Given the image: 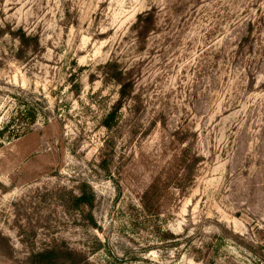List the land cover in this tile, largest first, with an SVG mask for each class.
I'll return each mask as SVG.
<instances>
[{"label": "rangeland", "instance_id": "1", "mask_svg": "<svg viewBox=\"0 0 264 264\" xmlns=\"http://www.w3.org/2000/svg\"><path fill=\"white\" fill-rule=\"evenodd\" d=\"M0 264H264V0H0Z\"/></svg>", "mask_w": 264, "mask_h": 264}, {"label": "trees", "instance_id": "2", "mask_svg": "<svg viewBox=\"0 0 264 264\" xmlns=\"http://www.w3.org/2000/svg\"><path fill=\"white\" fill-rule=\"evenodd\" d=\"M146 15H149V16H150L151 14H146ZM140 18H142V16H140ZM116 111H117V110L113 111V112L109 115L108 122H109V120L112 121V119L115 118ZM106 126H109V124L106 123Z\"/></svg>", "mask_w": 264, "mask_h": 264}]
</instances>
